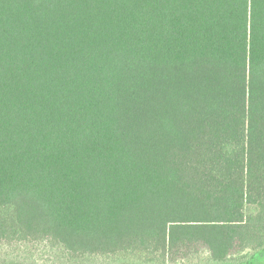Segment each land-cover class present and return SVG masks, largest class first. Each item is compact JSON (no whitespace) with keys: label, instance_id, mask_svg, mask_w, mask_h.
I'll use <instances>...</instances> for the list:
<instances>
[{"label":"trees","instance_id":"16d2710c","mask_svg":"<svg viewBox=\"0 0 264 264\" xmlns=\"http://www.w3.org/2000/svg\"><path fill=\"white\" fill-rule=\"evenodd\" d=\"M46 241L264 264V0H0V242Z\"/></svg>","mask_w":264,"mask_h":264},{"label":"rangeland","instance_id":"374dc122","mask_svg":"<svg viewBox=\"0 0 264 264\" xmlns=\"http://www.w3.org/2000/svg\"><path fill=\"white\" fill-rule=\"evenodd\" d=\"M53 244L50 241H46V245L41 244V242H31L21 247L17 244L0 242V264H4L7 260L21 262L32 260V263L35 264H110L112 261L106 257L68 253ZM20 247L21 249L18 251ZM247 253L239 254L234 260H241ZM208 257L204 249L199 247L195 251L185 250L181 253L175 252L171 256L170 264H202L206 262Z\"/></svg>","mask_w":264,"mask_h":264}]
</instances>
